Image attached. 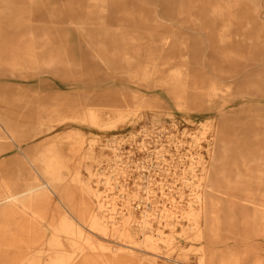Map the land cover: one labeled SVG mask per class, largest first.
<instances>
[{
    "label": "rangeland",
    "instance_id": "374dc122",
    "mask_svg": "<svg viewBox=\"0 0 264 264\" xmlns=\"http://www.w3.org/2000/svg\"><path fill=\"white\" fill-rule=\"evenodd\" d=\"M49 56L54 71L44 65ZM170 89L185 102L178 106ZM86 108H102L113 126L69 120ZM74 131L83 142L71 152ZM53 143L66 168L50 187L92 209L96 192L114 217L135 209L140 250L142 225L157 248L146 251L183 264H197L203 251L233 255L228 249L238 264L264 263V234L252 219L264 204V0H0V182L31 170L28 161L39 170ZM203 167L215 185L211 201L222 206L215 237L198 240L186 213ZM43 218H29L32 232L23 223L0 236V264H14L31 243L46 264L55 207ZM86 229L96 247L89 264H103L97 245L111 248L116 238Z\"/></svg>",
    "mask_w": 264,
    "mask_h": 264
},
{
    "label": "bare ground",
    "instance_id": "6f19581e",
    "mask_svg": "<svg viewBox=\"0 0 264 264\" xmlns=\"http://www.w3.org/2000/svg\"><path fill=\"white\" fill-rule=\"evenodd\" d=\"M68 21L70 24L76 25L73 17H69ZM57 61L56 57L49 56L44 65L47 69L54 71L57 69ZM172 85H169L170 88H172ZM167 93L172 95L173 100L178 106L185 102V98L182 95L183 92L170 89ZM212 93L214 94L211 98L217 94L216 90ZM222 102V106H227L226 101ZM102 110V108H86L80 111H71L68 114V118L72 122L85 125L87 128L108 129L113 126V123L102 122V115H106ZM117 118H121V115H118ZM67 139L73 142L70 151L75 152L82 145L83 135L80 132L74 131L67 135ZM7 149L9 150V148ZM40 157L39 170H36L34 165L28 161L31 170L16 172L8 183L4 182V180L0 182V236L2 238L7 235V232H11L12 228L10 226L13 225L20 231L25 227L23 224L25 223L29 227L30 232H32V223L29 218L41 222L44 220L43 214L45 208L54 206L57 220L52 219L46 225V230L50 232L46 244L51 250V255H47L46 264H89L95 262V257L92 256L91 251L96 247L92 245L90 237L82 232L83 228H87L86 230L89 233H98L97 236L102 240H107L108 235L116 238L115 242H111V248H107L103 244L97 245V249L103 254L98 258L100 263L158 264L157 260H160L164 263L183 264L167 255L161 256L146 251H156L157 248L154 243L155 241L151 237L145 236L142 225L137 227L143 238L140 243L145 249L140 250L138 248L140 244L136 245L131 225L135 209H128L125 214H119L114 217L115 214H109L111 210L108 209L107 203L100 202L97 199L98 195L96 192L93 193V196L96 198V207L92 209L91 207L87 208L86 203H84V207L83 203L81 206H76L72 203L71 195L67 192V189L62 188V190H57L50 187V183L61 180L60 171L62 168H66L62 151L58 145L53 143L47 146ZM209 160L211 163L214 162L211 155ZM210 174V171L206 167H203L201 169L202 177H197L196 179L194 176L192 177L195 180L192 184V199L194 201L190 202V209L186 213V216L191 221L190 229L194 232V238L198 240L203 238L205 234L206 236L207 234L209 235V239H213L220 222L218 208L222 205L211 201L213 196L210 190L215 185ZM74 177V181L79 184L81 192L86 196L92 195L90 188L81 182L78 175L76 174ZM221 180L224 183H229L227 179L222 178ZM55 200L57 203H55ZM231 209L232 207L230 206L227 208L228 211H231ZM252 219L254 222H260L261 224L259 227H255L256 233L264 234V204L260 208H254ZM168 225L172 226L170 223ZM64 241L72 251L66 250L67 247ZM32 244L26 246V250L21 257L14 259V264H41L37 256L43 255V252L33 249ZM102 250H106L109 253L105 254ZM137 253L140 255L137 256ZM227 253L233 255L228 254L225 257L222 254H217V252L203 251L199 256L197 264H238L240 260L239 252L228 249ZM34 254L37 255L36 258L33 257ZM251 264L264 263L257 258Z\"/></svg>",
    "mask_w": 264,
    "mask_h": 264
}]
</instances>
